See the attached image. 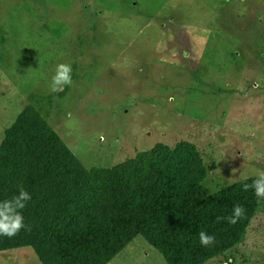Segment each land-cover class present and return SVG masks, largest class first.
Wrapping results in <instances>:
<instances>
[{"label": "rangeland", "instance_id": "obj_1", "mask_svg": "<svg viewBox=\"0 0 264 264\" xmlns=\"http://www.w3.org/2000/svg\"><path fill=\"white\" fill-rule=\"evenodd\" d=\"M62 62L73 83L61 97L50 84ZM27 105L88 168L188 141L207 167L204 196L256 176L264 0H0V145ZM228 257L264 264V202ZM0 264L42 263L21 247L0 251ZM108 264L167 262L138 235Z\"/></svg>", "mask_w": 264, "mask_h": 264}, {"label": "trees", "instance_id": "obj_2", "mask_svg": "<svg viewBox=\"0 0 264 264\" xmlns=\"http://www.w3.org/2000/svg\"><path fill=\"white\" fill-rule=\"evenodd\" d=\"M66 88L59 92L62 97ZM207 167L195 144L157 145L114 167H86L56 129L27 105L0 145V200L23 186L32 196L16 236H0V251L31 247L42 264H108L136 236L167 264H205L244 242L264 199L247 181L204 196ZM240 204L245 215L226 219ZM215 236L204 247L199 233Z\"/></svg>", "mask_w": 264, "mask_h": 264}, {"label": "clouds", "instance_id": "obj_3", "mask_svg": "<svg viewBox=\"0 0 264 264\" xmlns=\"http://www.w3.org/2000/svg\"><path fill=\"white\" fill-rule=\"evenodd\" d=\"M72 81V66L69 63H59L56 66L55 72L51 77L50 90L59 92L65 86H70ZM247 175H241L240 180L247 181ZM229 184L232 183L230 180ZM243 190L249 188L254 189L255 196L258 199H264V171L257 173L256 178L251 184L243 183ZM31 194L21 185L18 191L9 199L0 200V236L12 238L16 236L22 229L30 230V226L25 224L23 209L27 203L31 201ZM245 208L236 204L233 206L232 214L228 217H218V219H226L230 224H236L245 215ZM200 244L204 247L215 244V236L210 235L205 231L199 233ZM225 264H232L231 257L225 261Z\"/></svg>", "mask_w": 264, "mask_h": 264}]
</instances>
